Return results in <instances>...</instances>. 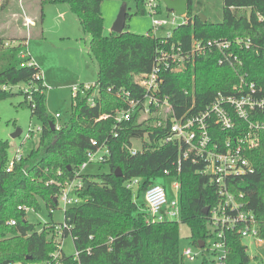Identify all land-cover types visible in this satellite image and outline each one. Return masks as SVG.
Returning <instances> with one entry per match:
<instances>
[{
    "label": "trees",
    "instance_id": "obj_1",
    "mask_svg": "<svg viewBox=\"0 0 264 264\" xmlns=\"http://www.w3.org/2000/svg\"><path fill=\"white\" fill-rule=\"evenodd\" d=\"M103 1L40 0L41 11L35 14L34 26L39 27L46 3L69 5L83 31L91 36L90 55L98 66L95 86L89 91L81 86L79 93L72 97L71 121L59 130L52 131L50 126L54 122L45 110L46 88L43 80L36 79L41 73L39 66H21L30 60L21 57L27 51V37L18 39V45L5 47L9 40L0 36V100L12 95V87L38 86V92L23 93L30 99L32 117L41 122L38 148L33 147L10 171L9 145L0 139V264H41L56 251L57 236L53 227L29 222L27 213L18 207L36 211L45 206L49 211L58 210L59 184L73 178L86 161L87 153L95 149L91 140L107 143L110 156L101 167H107L108 171L97 176L82 175L86 183L81 193L82 203L64 213L78 257L64 254L63 264H185L179 245L180 226L189 229L192 243L198 247L205 243L203 250L212 236L210 217L221 196L209 176L201 175L197 172L200 166L191 164L178 171V146H160L167 128H155L153 119L140 122L137 113L130 122L121 125V131L120 123L114 120L116 110L125 107L120 91L130 92L135 97L142 95L135 75L150 72L157 50L164 45L163 40L152 38L150 34L129 32L127 24L123 33L105 35ZM122 1H134L140 14L147 13L145 0ZM186 1L188 23L173 31L170 43H181L188 49L193 39L249 38L253 46L251 50L240 52L242 65L236 70L220 66L217 57L211 55L197 58L193 66L189 65L181 73L165 74L161 92L169 97L177 114L181 115L193 101L198 111L210 105L219 93L236 95L234 88L239 84L240 75H246L264 95V0H223L222 20L218 22H203L199 17L201 10L194 11V0ZM260 17L263 20L260 21ZM129 18L127 14V21ZM92 96L94 106L89 103ZM104 115L110 117L102 119ZM255 119L264 120V112L255 114ZM236 124L245 125L238 119ZM238 133L224 132L212 125L211 134L217 142ZM259 137V147L247 153L252 171L228 181L236 200L255 215L260 237L264 239V132ZM133 140L143 142L142 149L135 155L130 152ZM118 170L120 177H117ZM165 171L169 172L168 176ZM168 178H177L180 182L181 220L150 223L134 199L133 189H128L126 183L140 180L137 198L144 199L145 192L155 181L166 185ZM12 220L15 226L9 225ZM67 234L65 231V238ZM226 239L229 248L225 264H250L247 247L239 234L228 231ZM203 264L217 263H209L204 256Z\"/></svg>",
    "mask_w": 264,
    "mask_h": 264
},
{
    "label": "built area",
    "instance_id": "obj_2",
    "mask_svg": "<svg viewBox=\"0 0 264 264\" xmlns=\"http://www.w3.org/2000/svg\"><path fill=\"white\" fill-rule=\"evenodd\" d=\"M145 7L153 23V33L150 36L163 40L164 47L157 50L150 72L135 75V82L142 89V95L135 97L130 92L121 90L120 95L124 97L125 107L116 110L113 117L117 123H120V131L122 130L121 125L130 122L137 113H139L140 122L153 119L155 128H167V135L159 141L160 146L169 144L178 146L179 155L176 162L178 171L180 172L185 165L191 164L200 166L198 173L209 176L211 183L218 188L221 200L219 205L212 209L210 226L213 233L208 241L213 244L212 246L206 244L205 250H209L208 246L214 247V250L209 251L219 257V261L215 262L225 264L229 248L226 232L235 231L242 240L251 237L260 244L264 243V239L260 237L261 229L255 215L252 211L246 210L244 204L236 200L228 181L230 178L252 171L247 153L259 147V135L264 132V120H253L255 114L264 112L263 90L258 88L254 82H249L246 75H240L239 84L234 88L236 95L219 93L210 105L198 111H196L193 101L187 110L178 115L169 97L162 95L161 88L164 84L165 74L179 73L189 65L193 66L196 59L201 57L214 55L220 66H228L236 70L238 66L242 65V60L239 58L240 52L251 50L253 42L249 38L209 39L206 41L193 39L189 48L186 49L181 43H170V40L175 29L188 23L187 14L182 16L183 21L181 22H178L179 16L173 12H170L171 14L167 18H162L163 9L166 8L162 0H145ZM259 20L261 21L263 18L260 17ZM262 52L264 54V48ZM21 57L23 59L30 58L21 64L22 67H38L27 51L23 52ZM36 79L43 80L42 73L37 74ZM94 86L84 85L83 88L89 91ZM80 90L81 87H73L72 96H76ZM94 96L89 99L92 106L95 105ZM108 117L110 116L104 115L102 119ZM56 118H60V115L57 114ZM236 119L245 125L238 127ZM212 125L224 132L239 131V133L235 137H228L223 142H217L211 134ZM60 128L56 126L57 130ZM114 136L117 137V134ZM91 144L95 149L87 153L86 161L81 164L74 177L59 184L60 190L56 201L64 213L67 209L77 207L82 203L81 193L86 187L82 175L88 166L92 163L102 165L109 160L110 151L106 142L99 143L97 140H91ZM132 145L130 152L135 155L138 150L133 149ZM22 157L18 151L16 157L8 165V171ZM165 175L168 176L169 172L165 171ZM172 179L173 190L178 196L175 199L169 198L166 185L156 182L145 192L144 206L147 210L145 213L148 222H180V182L177 178ZM139 185L140 180L138 179L126 183L128 189H134ZM18 209L26 213L33 211L31 208L23 206H19ZM54 212V210L50 211L51 214ZM41 223L46 228L53 227L57 236L56 251L41 264H63L62 245L65 231H67V235H71V227L65 221L61 225H50L53 223L43 219ZM9 225L15 226L16 222L12 220ZM60 236L63 240H60ZM87 252L90 253V249ZM219 253L221 255H218ZM182 255L185 260L191 262L198 258V255L194 254L191 249H186Z\"/></svg>",
    "mask_w": 264,
    "mask_h": 264
},
{
    "label": "rangeland",
    "instance_id": "obj_3",
    "mask_svg": "<svg viewBox=\"0 0 264 264\" xmlns=\"http://www.w3.org/2000/svg\"><path fill=\"white\" fill-rule=\"evenodd\" d=\"M194 11L201 10L211 22L222 20L223 0H194ZM104 17L105 35H110L114 25L122 12L130 15L127 21L129 32L138 35L153 33L152 18L149 14H140L134 1L104 0L101 5ZM40 0H0V36L7 41L5 47L18 45L17 40L27 37V48L32 59L39 66L43 84L45 86V110L50 120L58 127H65L72 118V88L82 85H95L98 80V66L96 60L90 55L91 36L85 33L77 16L65 3H46L43 7V23L30 31L34 21L30 18L34 13H40ZM171 13L163 9L162 18H167ZM183 21L179 17L178 22ZM160 34V33H159ZM182 72V71H181ZM179 72V73H181ZM40 91L38 86L27 87L23 84L12 87V95L0 100V139L9 145L8 156L13 160L18 151L26 157L32 148H38L41 122L37 117H32L31 108L28 106L30 99L25 92ZM24 92V93H23ZM59 114L60 118H56ZM20 131V136L15 135ZM29 137L28 139H26ZM146 141V140H145ZM142 141L134 140L132 148L142 149ZM108 171L107 167L92 163L85 170L84 175L97 176ZM160 183L159 181H155ZM168 196L175 199L177 193L173 190V179L165 182ZM139 186L133 189L134 199L146 211L141 199L137 198ZM50 211L45 206L39 210L27 213V220L40 224L41 220L52 222L55 225L64 223V212L61 206L50 217ZM189 229L180 226V250L183 253L191 249L198 258L191 262L184 260L185 264H203L204 256L209 263L219 261V257L209 250H214L212 242L207 241L209 250H203L189 239ZM60 240H63L60 236ZM247 247L251 258L250 264H264V243L260 244L251 237L242 240ZM63 253L66 256H76L73 237L69 235L63 241ZM218 255H221L219 253Z\"/></svg>",
    "mask_w": 264,
    "mask_h": 264
},
{
    "label": "water",
    "instance_id": "obj_4",
    "mask_svg": "<svg viewBox=\"0 0 264 264\" xmlns=\"http://www.w3.org/2000/svg\"><path fill=\"white\" fill-rule=\"evenodd\" d=\"M162 2L164 3L167 11L173 12L179 17L185 16L188 13L189 5L186 0H162ZM199 17L202 18L203 22H206L208 20V18L204 16L203 14H199ZM126 24H127V13L122 12L119 15L114 25L112 33H116V34L123 33V31L125 30ZM50 126H51L52 131L56 130V125L54 123H51ZM17 136H20V131H18V133L15 135V137ZM121 175H122L121 171L118 170L117 177H120ZM208 211H209V208L205 210L206 213ZM204 246H205L204 242L199 244V248L201 249H203ZM28 260H31V258L29 257Z\"/></svg>",
    "mask_w": 264,
    "mask_h": 264
},
{
    "label": "crops",
    "instance_id": "obj_5",
    "mask_svg": "<svg viewBox=\"0 0 264 264\" xmlns=\"http://www.w3.org/2000/svg\"><path fill=\"white\" fill-rule=\"evenodd\" d=\"M35 14L37 15V13H34L33 16H31V18H30L32 21H35V19H36V17H37ZM35 27H36V26H31V27H30V31H32V29L35 28ZM26 43H27V42H26ZM26 50H27V52H28V48H27V46H26ZM28 54H29V52H28ZM29 55H30V54H29ZM30 57H31V55H30ZM31 58H32V57H31ZM90 85H93V84H90ZM142 202H143V204H144V199H142ZM143 206H144V205H143Z\"/></svg>",
    "mask_w": 264,
    "mask_h": 264
}]
</instances>
